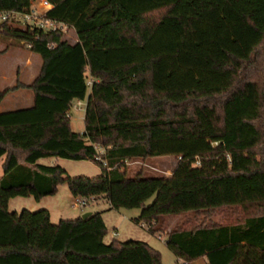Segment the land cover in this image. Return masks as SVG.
Here are the masks:
<instances>
[{"label":"trees","instance_id":"obj_1","mask_svg":"<svg viewBox=\"0 0 264 264\" xmlns=\"http://www.w3.org/2000/svg\"><path fill=\"white\" fill-rule=\"evenodd\" d=\"M34 0H0L24 12ZM46 18L77 37L0 25L6 49L41 60L33 105L0 113V264H161L146 242L104 244L102 213L50 223L46 209L8 212L66 185L71 197H105L139 209L133 223L163 232L186 264H264V0H48ZM14 23V22H13ZM51 48H47L49 45ZM84 106V133L71 109ZM172 157L168 177L130 176L135 160ZM90 161L97 177H70L41 159ZM199 165L195 166V162ZM152 203L147 202L152 199Z\"/></svg>","mask_w":264,"mask_h":264},{"label":"rangeland","instance_id":"obj_2","mask_svg":"<svg viewBox=\"0 0 264 264\" xmlns=\"http://www.w3.org/2000/svg\"><path fill=\"white\" fill-rule=\"evenodd\" d=\"M63 39L70 43L74 44L77 41V37L74 34L73 30L67 31L63 35ZM7 42L3 41L0 43V51L4 50ZM9 50V49H8ZM12 60L18 61H31L32 67L34 70H38L41 65L40 58L34 54H31L24 46H19L18 48L13 47L9 50L8 56L2 60L3 62H8ZM29 64V63H28ZM28 78V75L25 76ZM80 109L72 108L71 109V125L75 132H82L84 129V116L83 109L84 105H80ZM264 127V119L262 122ZM0 159V164L2 162ZM41 164L45 165H58L64 169L68 176L70 177H97L101 174V169L98 165L90 161H74V160H65L60 158L55 159H41L39 161ZM176 161L172 157H159L151 158L148 160H135L130 162L127 165L128 174L130 176L135 175L137 172H141L144 176L152 177H168L171 175L172 170L174 169ZM0 176H1V167H0ZM152 199L147 202V205L152 203ZM42 201H36L32 197H15L13 198L8 205V212H21L22 210H28L30 212H37L41 209H50L52 215L50 223L56 225L60 220H73L79 217H82L83 214L92 211L95 213H102L104 216V224L107 227V234L103 240L104 244L110 243L113 239H116L119 242L126 241H141L149 243L150 247L157 250L160 254L161 264H177V258L174 257L173 253L169 251L164 242L165 235L172 229L175 223H182L184 218L169 217L162 223L163 232L157 235H151L147 230L140 225H136L132 222V218L137 216V213L140 211L137 209H121L119 211L107 213L104 211L106 209L107 199L105 197L93 200L90 199L87 202L86 207H74L73 202L75 198L70 196L66 185H60L56 195L45 197L41 199ZM62 211V212H61ZM117 231L118 236L113 237L112 233ZM158 236H161V239H158Z\"/></svg>","mask_w":264,"mask_h":264},{"label":"crops","instance_id":"obj_3","mask_svg":"<svg viewBox=\"0 0 264 264\" xmlns=\"http://www.w3.org/2000/svg\"><path fill=\"white\" fill-rule=\"evenodd\" d=\"M70 30H72V29H70ZM1 42H3V41L0 39V43ZM5 48H6V46L4 47V50H5ZM11 48H13V47H11ZM11 48H8V49L10 50ZM8 49H6V51L3 54H0V92L5 91V89L10 88V87L14 86L17 83H19V84L23 83L25 85H29V84L32 83V81L36 78V76L38 74V70H34L33 69L32 63H30L31 61H29V60L26 61V62L25 61H21V60L20 61L12 60V61H8V62H5V61L3 62L2 60H4V58L6 56H8V53H9ZM4 50H2V51H4ZM2 51H0V53ZM26 75H28L27 79L25 78ZM33 103H34L33 102V95L31 93V91H29L27 89H21V90L16 91V92L9 93L5 97V99L0 104V113H5V111H14V110H21L22 108H28V107H31L33 105ZM80 105H84L85 106V104L82 103V102H75L73 107L79 110L80 109L79 108ZM83 113H84V109H83ZM70 126H71V130L73 132H75L73 130L71 124H70ZM83 131H84V129H83ZM83 131L81 133L80 132H76V133L83 134L84 133ZM2 159L3 160H2V162L0 164V167L3 164L4 157ZM1 175H2V167H1ZM42 199H45V198H42ZM10 201H9V203H10ZM40 201H42V200L40 199ZM106 203H107L106 204V209L104 211H106L107 213L115 212L114 210H110V206H109L108 201ZM47 210L50 213V219H51L52 213H51L50 209L47 208ZM89 212L91 214L95 213V212H92L90 210L88 211V213ZM98 213H100V212H98ZM139 214H140V212L137 213V216ZM137 216H134V218H132L131 220L133 221V219H136ZM102 218H103V221H104L103 214H102ZM115 232H117V231L115 230ZM147 244H149V243H147ZM177 262H178V260H177ZM191 264H207V258L206 257H202V259L194 261Z\"/></svg>","mask_w":264,"mask_h":264},{"label":"built area","instance_id":"obj_4","mask_svg":"<svg viewBox=\"0 0 264 264\" xmlns=\"http://www.w3.org/2000/svg\"><path fill=\"white\" fill-rule=\"evenodd\" d=\"M53 8V5L48 2V0H34L30 4V8L24 12H14V11H2L0 12V25L4 22H12V24L17 25L23 29L30 28L39 29L46 33L61 31L63 33H67L71 28L62 23H58L57 21L49 20L46 18V15ZM14 22V23H13ZM53 45L47 46V48H51ZM30 46L27 45L26 49H29ZM199 165V161L196 160L195 166ZM87 200L81 198H75L73 202V206L75 207H86ZM141 227L145 228L147 232L149 231L148 226H144L140 224ZM113 237H117L118 233L113 232ZM158 239H161V236H158ZM177 264H186L182 260H178Z\"/></svg>","mask_w":264,"mask_h":264},{"label":"water","instance_id":"obj_5","mask_svg":"<svg viewBox=\"0 0 264 264\" xmlns=\"http://www.w3.org/2000/svg\"><path fill=\"white\" fill-rule=\"evenodd\" d=\"M91 215V213L89 212V213H85V214H83V216L81 217L83 220H85V219H87V218H89V216Z\"/></svg>","mask_w":264,"mask_h":264}]
</instances>
